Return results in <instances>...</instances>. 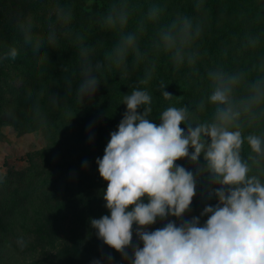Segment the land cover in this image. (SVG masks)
Returning <instances> with one entry per match:
<instances>
[{
	"label": "clouds",
	"instance_id": "clouds-1",
	"mask_svg": "<svg viewBox=\"0 0 264 264\" xmlns=\"http://www.w3.org/2000/svg\"><path fill=\"white\" fill-rule=\"evenodd\" d=\"M161 11L153 5L137 15L129 0L111 4L100 24L115 39L99 60L95 59L96 47L76 37L81 58L76 95L80 99L95 94L106 67L118 69L123 79L130 68L144 66L135 86L122 95L120 104L126 111L117 130L110 133L103 157L96 160L107 184L103 200L110 215L90 218V226L98 239L123 258H128L126 250L132 247L131 264H264V131L245 132L246 126L264 121V58L259 61L261 75L255 78H250L246 67L209 68L206 94L183 106L182 97L165 91L168 84L163 80L153 85L155 71L161 57L176 68L194 69L201 58L203 28L179 11L162 22ZM57 19L70 23L71 6L58 5ZM145 35L148 41L142 48ZM56 39L55 30L50 31L47 42ZM24 43L33 54H40L45 39L26 30ZM260 43L259 35L247 39L252 49ZM18 55L19 50L10 47L0 53V62L15 61ZM241 87L245 92L238 95L236 90ZM154 90L169 102L165 107L156 108ZM154 113L158 124L153 122ZM201 158L200 171L217 185L210 195L218 198L215 206L204 207L201 216L207 220L203 226L200 217L183 220L198 180L176 163L184 159L197 163ZM4 180L0 175V183ZM169 216L182 222L168 221L148 230L157 219ZM134 225L143 247L133 246ZM17 244L26 247L23 239Z\"/></svg>",
	"mask_w": 264,
	"mask_h": 264
},
{
	"label": "rangeland",
	"instance_id": "rangeland-1",
	"mask_svg": "<svg viewBox=\"0 0 264 264\" xmlns=\"http://www.w3.org/2000/svg\"><path fill=\"white\" fill-rule=\"evenodd\" d=\"M117 2V0H83V9L86 12H95L96 14L102 11L104 5L108 7ZM130 4L135 6L137 15L146 13L148 8L155 5L161 11V21L165 22L172 19L179 11L191 16L194 20L201 23L203 32L202 35L209 39L216 40L215 46L200 45L201 58L198 60L195 68H189L187 65L181 66L179 70L180 79L179 85L183 94L190 92L183 106H188L197 102L201 95L206 94L208 90V82L206 79L207 70L214 66H223L226 69H236L246 67L250 72V78H255L261 75L259 69V61L264 58V48L258 52L250 53L247 49V35L249 31L258 28L256 21L260 17H264V4H260L261 0H129ZM68 1L60 0H0V35L4 29H11L16 37L17 42L13 43L12 47L19 50V55L15 61L5 60L0 62L1 68L9 70L10 73H18L19 76L26 75L29 77H46L54 71L53 62L46 60L45 48L48 46L47 36L50 31L54 30L57 25V6L68 5ZM200 4V7H197ZM190 5L192 8H190ZM251 5V7L249 6ZM194 7L200 13H187L188 10H193ZM256 10V11H255ZM258 11V15H257ZM195 14V15H194ZM249 15H257L251 20ZM26 30L28 34L42 36L45 39V45L40 54H33L29 45L24 43ZM151 33H149L150 35ZM114 36L111 32L104 29L102 42L114 43ZM141 47L144 48L148 41V35L141 37ZM1 44V41H0ZM144 66H140V73L143 74ZM160 72L157 68L155 71V80ZM164 82L167 79L166 73L163 71ZM154 80V81H155ZM154 83V82H153ZM104 90L98 89L94 97L99 98ZM238 95H243L245 89L238 88ZM155 93V92H154ZM29 98H31L28 106ZM2 102L11 99L7 95L1 96ZM35 99L34 96L23 97L19 102L13 105V108H18L26 112L25 119L30 121L36 119L40 114L50 116L56 119L60 117L59 113L42 112L44 105L60 103L63 112L69 111V117L74 115L77 106H71L70 100L66 97H52L46 100L47 103L41 101L38 108H31V103ZM1 101V100H0ZM85 103L83 108L88 107V100H83ZM1 103V102H0ZM15 106V107H14ZM43 109V110H42ZM89 111L87 115H91ZM82 115H86V110ZM56 116V117H55ZM66 120V116H63ZM86 121H91V118L85 116ZM19 120H21L19 118ZM94 124L105 128L108 125H101L102 120H93ZM46 123L45 117L38 120V128L35 130H21L15 127V122H8L0 128V174L7 171H18L24 173L33 164L29 163L27 155L45 152L47 148V137L43 130V125ZM118 123H114L117 125ZM56 122H52L51 127H58ZM111 128V126H108ZM107 128V129H108ZM264 131V121L259 126L245 127L246 133L249 131ZM94 140L83 142L82 134L77 128L72 130L61 131V138L56 141L57 149L52 155V160L58 165L65 161L71 160L73 154L80 148L86 145L85 150L90 155L85 158V162L94 161L99 155L104 154V151L96 150L93 146ZM96 143V142H95ZM83 144V145H82ZM89 146V147H88ZM247 150L245 149V155ZM34 165L43 166L44 159H39L35 156ZM177 164L192 171L196 176L198 183L196 187V195L194 199H201L205 205L215 206L218 203V198L215 195H210L212 190L217 187L208 178L206 173H202L200 169L203 166L201 158L197 163H192L187 159L179 160ZM71 180L76 181L77 176L68 174ZM91 182H98L100 186L95 192H89L84 186L76 190H70L66 195H59L57 203H53L54 210L62 209L61 219L47 220L41 224L35 223L28 228L26 233L14 231L13 243L17 247L18 258L13 264H23L25 261L49 255L53 251L61 249L70 250L71 242L76 238H81V248L79 252L84 253L86 258L93 261V247L89 246L90 241L87 240L95 230L90 226V218L99 219L107 215L109 212L103 200V193L107 188L106 182L100 177L98 169L94 170L90 175ZM74 194V196H73ZM73 196V197H72ZM35 234V235H34ZM8 230H6V222L0 221V241L7 240ZM9 238V237H8ZM23 239L26 247L21 249L17 241ZM92 245L98 246L97 242H91ZM98 248V247H97ZM27 249V256L24 255V250ZM0 264H6L4 260ZM120 264H131L130 259H123Z\"/></svg>",
	"mask_w": 264,
	"mask_h": 264
},
{
	"label": "trees",
	"instance_id": "trees-1",
	"mask_svg": "<svg viewBox=\"0 0 264 264\" xmlns=\"http://www.w3.org/2000/svg\"><path fill=\"white\" fill-rule=\"evenodd\" d=\"M68 1V5L71 6L73 12V19L70 23L57 22L54 28L57 39L54 43H48L45 48L46 60L53 62L54 71L46 77H29L26 75L19 76L18 73H10L9 70L1 68L0 66V128L8 122H15V127L21 130H35L38 128V120L45 117L46 123L43 125V130L47 137V148L45 152L28 154L29 163L33 164L24 173L18 171H7L3 175L5 180L0 183V221L6 222V230H8L7 240L0 241V261L4 260L6 264H13L17 258V247L13 243V230L19 233H26L28 228L35 223L41 224L47 222V220L61 219L62 209L54 210L53 203H57L59 195H66L70 190H76L88 186L86 189L89 192H95L100 186L98 182H91V173L98 169L96 160L102 158L104 154L99 155L92 162H85L90 153L85 150L86 145L80 146V148L73 154L71 160L65 161L61 165H57L52 160V155L56 152V141L61 138V131L78 129V132L82 134L83 142L94 140L93 146L96 150L104 151L107 146L110 133L116 131L118 125L123 118L126 111V106L120 104L122 95H126L131 91V88L135 86L137 79L142 76L140 66L136 68H130L127 78H120V72L118 69L108 66L101 73V83L98 89L104 90L99 98H95L94 95L90 98H84L88 100V107L83 108L85 104L84 99H80L76 95V88L80 82V63L81 58L79 56L76 44V37L80 36L83 40L92 46L96 47L95 59L99 60L103 58V52L105 49L111 46L110 43L102 42L104 28L100 24V18L107 10L108 6L105 4L102 11L99 13L86 12L83 9V0H60ZM214 1V0H213ZM247 1L248 0H244ZM260 4H264V0H261ZM251 7V5H249ZM190 8L192 6L190 5ZM195 12L200 13L197 7L193 10H188L187 13ZM256 11V10H255ZM194 14V15H195ZM257 11V15H258ZM249 15V19H253L254 16ZM264 15V14H262ZM58 20V19H57ZM260 21V23H259ZM258 28L249 31L247 39L251 36H261V43L256 49H252L247 44V49L250 53H256L264 48V17H260L258 21ZM0 53H3L12 47L13 43L17 42L16 37L11 29H4L0 35ZM200 45L214 47L216 40L209 39L202 35L199 41ZM95 62V61H94ZM158 73L153 85L157 84L159 80L163 78V71L167 75L165 81L168 84L165 91L171 93L174 97H182L181 103H185L190 92L183 94L179 85L180 73L179 68L174 67L168 63L163 57L158 62ZM71 81V88L68 87V81ZM156 108L165 107L169 102L164 101L158 91L154 90ZM7 95L9 98L2 102L1 96ZM34 96L31 108H38L41 105V101L47 103L48 98H61L66 97L70 100L71 106H77V110L72 117H69V111L63 112V108L60 107L59 102L53 104H47L43 106L42 112L47 113H59L60 117L56 119L50 116L40 114L36 119L26 121V112L16 108H13L17 102L23 97ZM31 98H29L28 106L30 105ZM15 107V106H14ZM86 110V115H82ZM89 111L91 115H87ZM142 111V109H141ZM63 116H66V120ZM85 116L91 118V121H86ZM19 118L21 120H19ZM94 119L100 122L101 125L111 126L108 128L100 127L94 124ZM153 122L159 123V119L153 114ZM52 122H56L58 127H51ZM114 123H118L114 125ZM183 127V125H182ZM108 128V129H107ZM246 132V131H245ZM96 142V143H95ZM89 147V146H88ZM52 150H55L52 151ZM35 156L39 159H44L45 164L41 166L34 165ZM68 174H74L77 176V180H71ZM74 196V194H73ZM72 196V197H73ZM147 202V198L144 199ZM205 202L201 199H193L190 210L183 217L184 221L191 220L193 217H200V225L207 220V216H201V213L205 207ZM107 215H110L108 213ZM61 217V218H60ZM168 221H173L179 225L181 220H177L175 217L169 216L166 220L157 219V222L150 226L149 231H154L157 228L163 227ZM136 226H133V246L137 244L143 247L142 242L138 241L135 235ZM35 235V234H34ZM9 237V238H8ZM90 241L89 246L93 247V257L99 264H120L124 259L120 253L115 252L113 249L105 245L100 239H98L96 231L87 238ZM91 242H97L98 246L92 245ZM98 247V248H97ZM81 248V238L74 239L70 244V250L61 249L53 251V253L47 254L40 259L33 258L29 261H25L23 264H94V261L90 258H86L84 253L79 252ZM128 259L132 257V247L126 250ZM24 255L30 252L27 249L24 251ZM29 256V255H28ZM111 257V260H109Z\"/></svg>",
	"mask_w": 264,
	"mask_h": 264
}]
</instances>
